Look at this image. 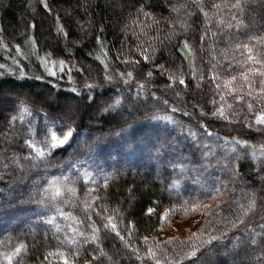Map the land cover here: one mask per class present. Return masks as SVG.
<instances>
[{"label": "trees", "instance_id": "1", "mask_svg": "<svg viewBox=\"0 0 264 264\" xmlns=\"http://www.w3.org/2000/svg\"><path fill=\"white\" fill-rule=\"evenodd\" d=\"M261 72L264 0H0V264H264V155L224 121L264 105Z\"/></svg>", "mask_w": 264, "mask_h": 264}, {"label": "rangeland", "instance_id": "2", "mask_svg": "<svg viewBox=\"0 0 264 264\" xmlns=\"http://www.w3.org/2000/svg\"><path fill=\"white\" fill-rule=\"evenodd\" d=\"M9 43V42H8ZM7 45V44H6ZM20 46L14 45L12 43H9V45L6 46V50L10 51L11 53V58L15 57L14 60L18 63V64H22L25 63L27 61V59L29 58V55H24L25 53H22L19 51ZM188 50L190 49V51H188V56H189V62L192 68L193 73L195 74L196 77H198V81L197 83L200 81V83L203 81L204 79V74H205V68L203 66V62H202V54H200L199 51L197 50H193L190 47H187ZM36 58L37 57L35 55H33L32 53H30V58ZM37 60H40L41 63L39 64L40 69L42 71V75H45L46 77H50L52 78L51 80L53 81V78H56L58 80L59 83L65 84L67 87H71L72 89H87L89 88L88 85H91L92 87H94V83H91L89 81L84 80L82 83L77 82V80H75V76H73L74 70L72 71L71 69L68 68V66L66 65V63L62 62L61 60L52 58L49 55H43L41 56V58H38ZM55 73V75H52V73ZM69 72V74L67 73ZM68 74V75H67ZM130 74V75H129ZM69 76V77H68ZM129 78L124 77V80L121 84L123 85H134L131 83V81H134V75L131 74L130 72L128 73ZM71 78V79H70ZM137 82V81H135ZM143 82V81H141ZM79 85V86H78ZM137 85L139 86H144L146 87L147 85L143 82V83H138ZM199 86V84H197ZM91 87V88H92ZM42 97H50L47 92H44L42 94ZM181 102H179L176 106V108H181L183 105H180ZM0 105L1 106H5L6 104H4L3 101H0ZM80 105V103L78 101H72L71 102V107H75ZM183 108V107H182ZM197 109V114L202 115L203 114V110L204 107L198 106L196 107ZM248 111H249V116L247 118L246 121H241L240 123L236 121V119H223L225 122H232V123H236V124H242L243 125V129L244 131H239L236 130L237 133H239V135L243 136H247L249 135L250 137V141L252 144H250L249 148H250V152H251V156H254V149L257 150V152L259 151V155L260 157L264 155V137L262 135H264V121L261 120V117H264V105L263 106H257V105H249L248 106ZM20 117V116H19ZM22 118H20L19 121H21ZM241 128V129H242ZM240 129V130H241ZM242 129V130H243ZM248 131V132H245ZM254 132V133H253ZM55 133L57 136H60L62 138L63 134L60 133H56V132H52L51 136H50V140L49 143L46 145L51 146V144L53 143L52 141V134ZM248 133V134H247ZM256 133L260 134V136H257ZM251 135V136H250ZM248 137V136H247ZM71 141V138L69 140V142ZM41 151H43V153L46 151V148H42L39 147L37 149V152L41 153ZM67 166V165H66ZM122 166V165H121ZM26 168V167H25ZM24 170V168H23ZM37 175L35 177L34 180H31V182H28V184L31 183V185H29V188L27 185L23 183H20L19 181H14L13 183H11V188H19V190L22 192V194H17L18 197H21L22 199L26 198V193H33L35 191V184L37 183V179H38ZM42 177V176H41ZM27 184V183H26ZM25 185V186H24ZM14 186V187H13ZM254 211L259 212L260 211V207H258V205H256L254 207ZM30 214H32L30 212ZM168 217H173L169 219V224H175L177 222V218H174V212L173 211H168ZM1 222V221H0ZM197 220L195 221H188L187 223H185L186 228H190L193 227L196 224ZM27 224H19V226L17 227V229L21 230V228H26ZM0 229H1V223H0ZM18 231V230H17ZM243 259L240 258L239 262H241Z\"/></svg>", "mask_w": 264, "mask_h": 264}, {"label": "snow or ice", "instance_id": "3", "mask_svg": "<svg viewBox=\"0 0 264 264\" xmlns=\"http://www.w3.org/2000/svg\"><path fill=\"white\" fill-rule=\"evenodd\" d=\"M44 7L47 8L48 7V4L45 3ZM145 59H148V57H145ZM160 67H161V69H163V65H161ZM52 75H55V73L53 72ZM148 75L151 76L152 73H149ZM260 75L261 76H264V72H261ZM109 79H111V78H109ZM232 79L235 80L236 77H232ZM184 83H185L184 80H179L178 81V84L179 85H183ZM88 87L91 89L92 86L91 85H88ZM117 102L119 103V101H117ZM167 119H170V117L167 118ZM261 120L264 121V117H261ZM72 137H73V131L70 128L65 133H63L62 138L60 136H57L55 133H53L52 134V141H53V143L51 144V148L58 149L60 146H64V145L68 144L70 138H72ZM40 155L41 156L44 155L43 151H41ZM149 211L151 212L152 209H149ZM111 227H112V229H115L116 228V225L113 224V225H111ZM261 227H262V229H264V225H262ZM81 235H83V234H81ZM218 239H219L218 237H212L208 242L209 243H212V240H218ZM250 242L252 244H256L257 243V240L255 238H253ZM192 254H193V256H195V252H193ZM66 264H67V261H66ZM157 264H159L158 261H157Z\"/></svg>", "mask_w": 264, "mask_h": 264}]
</instances>
